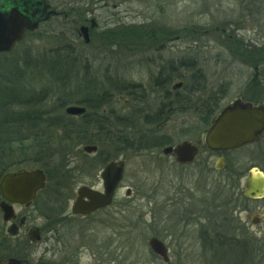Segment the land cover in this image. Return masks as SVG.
<instances>
[{
  "label": "rangeland",
  "instance_id": "1",
  "mask_svg": "<svg viewBox=\"0 0 264 264\" xmlns=\"http://www.w3.org/2000/svg\"><path fill=\"white\" fill-rule=\"evenodd\" d=\"M116 1L120 4L115 17L120 20L116 25H105L103 20L110 14L100 3L96 5L101 27L96 30L97 40L92 44L84 45V36L76 38L72 31L75 24L60 22V19H53L49 25L25 35L22 44L10 54L26 70L25 75H31L15 83L17 90L25 87L33 95L46 89L63 92L62 83L44 70L42 64L54 49L64 48L73 50V70L77 72L71 75L67 91L78 90V85L82 88L79 92L90 95L110 93V105L96 112L99 119L108 122L129 121L139 129H147L150 126L142 121L139 113H155L164 100L170 99L172 105L176 100L186 102L176 105H201L200 96L219 91L223 107L247 92L245 86L255 69L246 63L247 58L242 59L241 45L264 47V0H113L112 3ZM92 4L94 8L95 3ZM71 18L80 19L79 16ZM132 26L134 32L128 29L126 37L125 33L121 35L122 30ZM111 29L116 30L112 33ZM64 31L73 37L70 41L59 39ZM180 31L185 32L184 38L166 41L168 37L178 36ZM29 57V62L35 65L28 64L25 59ZM258 65L260 77L264 79V61ZM115 92H136L138 98L131 102L127 97H117ZM259 94L264 97V92ZM0 99L2 103L4 99ZM55 102L56 97L49 96L45 103L47 110L53 111ZM4 114L0 110V116ZM182 114H176L179 116L170 125H163L161 133L173 144L191 137L185 135V129L177 121ZM207 126L201 123L198 132H204ZM120 151L112 154L114 159L125 161V175L113 204L107 209L85 218L71 213L79 186L88 185L99 191L103 188L100 176L103 166L98 174L84 172L96 161L94 153L86 155L84 151L85 155L77 152L69 155L71 169L76 166L85 170L82 174L74 173L78 180L64 211L56 208L50 211L48 198L39 199V194L26 208L15 207L16 213L22 211L29 217L27 227L43 228L42 240L27 246V256L33 264H207L210 258L203 255L200 241L204 230L214 235L222 228L228 235L247 237L248 233L264 238V199L239 203L231 193V186L244 190L249 169L257 167L264 172L263 152L261 155V151L250 149L230 156L240 168L237 171L249 168L238 180L239 186H235L237 175L227 167L230 157L226 156L225 168L218 171L215 169L218 155L204 148L194 164L185 166L162 152L125 154ZM216 187L222 194L216 192ZM128 188L130 195L126 194ZM46 211L52 214L51 219L46 220L43 215ZM222 217L226 218L224 223ZM256 218L259 223L251 222ZM0 223L5 225L1 210ZM54 236L61 238V242ZM153 236L169 247L168 263L151 250L148 242ZM230 245L233 244L227 242L225 246ZM14 247L19 250L13 244L10 251ZM52 248L56 253L61 251L60 255L49 252ZM7 251L5 247L0 248L2 254Z\"/></svg>",
  "mask_w": 264,
  "mask_h": 264
},
{
  "label": "trees",
  "instance_id": "2",
  "mask_svg": "<svg viewBox=\"0 0 264 264\" xmlns=\"http://www.w3.org/2000/svg\"><path fill=\"white\" fill-rule=\"evenodd\" d=\"M30 33L32 32L27 33V35ZM21 44L19 43L18 46ZM57 50L54 49L55 52L49 54L51 57L43 62L42 67L50 72V75H55L57 78L55 79L62 83L63 92L46 89L38 95L29 94L27 90H24L25 87L17 90L15 83H21L26 76L30 77L31 75H25L26 70L16 63L15 57L10 55L12 52L0 53V98L2 101L4 99L0 103V110L5 112L4 115L0 116V177L4 173L17 170L22 166L23 168L26 166L43 168L47 175V184L39 192L38 198L42 200L48 198L51 206L50 211L53 208L58 209V211L65 210L73 187L78 180L77 174H74L76 171L80 174L87 171L98 174L102 166L115 158L112 153L119 151V149L125 154H142L155 151L160 153L163 147L173 144L167 136L161 133L163 124L160 121L150 123L146 120L144 123L148 124L150 128L139 129L129 121L122 123L119 121V124L118 121L108 122L99 118L93 120L94 118L90 115H95V112L100 111L104 105H110L111 94L108 92L99 94L97 92L90 95L89 92H79L82 88L78 85L76 86L79 88L78 90L67 91L66 87H69L68 84L72 80L71 75H74V72L77 73L75 69L73 70L71 57L73 50L69 49L68 51L64 48ZM241 51L240 54L244 55L242 59L247 58L246 63L255 69L249 84L245 86L247 92L243 96L247 100L260 104L264 102V97L259 94L264 92V79L260 77L261 72H259L258 64L264 61L262 60L264 47L247 46L244 48L241 45ZM25 60L29 62L31 58ZM28 64L30 66L35 65L30 62ZM218 92L199 97V104L207 107L203 110L204 115L214 116L222 108L223 96ZM115 93L117 97H127L131 102L137 101L138 98L136 92ZM24 96L26 99L22 98ZM49 96L56 97L53 111L47 110L45 107ZM174 103L186 104V102L177 100ZM71 104L85 106L87 113L81 117L67 116L64 113V108ZM20 107L22 109L16 111ZM205 124H208L206 119ZM85 144H93L99 147L98 152L94 154L96 161L94 164L90 163L86 171H84L85 168L77 169L76 166L71 169V165L68 163L69 155L73 152L85 155L82 149H79L81 145ZM250 149L261 151V155L262 152L264 153V134L259 143L225 153V155L230 157L233 153ZM228 164V171H233L237 175L234 180L235 186H239L238 180L245 175L249 168L242 169V172L237 171L240 168L232 157H230ZM231 187V193L237 197L239 203L241 200H248L244 197L243 191L238 189L239 187L237 189L234 186ZM219 191L221 192L218 188L216 192L219 194ZM235 206L237 208V205ZM43 215L46 220L52 218V214L47 211ZM217 219L218 217L215 220L217 221ZM225 219L222 217L223 223ZM247 235V237H240L236 234L228 235L222 228H218L214 235L207 230L202 231L200 235L201 250L203 255L210 258L207 260V264H264V238L251 236L248 233ZM227 242L233 245L226 247ZM245 244L251 251H246L248 247ZM229 257L234 260L233 263L229 261Z\"/></svg>",
  "mask_w": 264,
  "mask_h": 264
},
{
  "label": "water",
  "instance_id": "3",
  "mask_svg": "<svg viewBox=\"0 0 264 264\" xmlns=\"http://www.w3.org/2000/svg\"><path fill=\"white\" fill-rule=\"evenodd\" d=\"M39 26V18L36 13L21 11L17 7L7 10L0 5V53L10 52L15 45L21 41L26 31H34ZM87 27H82L85 42L90 38ZM176 84L174 88L179 87ZM213 119L209 130L205 134V144L209 151L224 152L241 149L247 145L260 142L264 133V104L246 100L238 97L229 102ZM69 115L80 116L86 112V108L79 105H69L65 109ZM83 151L95 153L96 145H84ZM165 155L175 153L179 163H191L198 153V147L189 141H182L176 146H167L163 149ZM126 163L124 160H113L105 165L101 172L103 191H99L88 185H82L77 190V196L72 205L74 215H90L99 209L109 206L125 174ZM226 161L219 157L215 167L224 169ZM47 176L42 168H21L16 171L7 172L0 179V192L3 200L0 208L3 212L4 221H11L16 217L14 207L11 203L29 205L36 198L37 193L44 189ZM244 196L250 199L264 198V172L257 167L249 169L245 178ZM127 195L131 189H127ZM24 219H22V222ZM259 223V218L251 221ZM8 233L15 236L18 226L12 224ZM32 242L41 239L40 229L34 228L29 232ZM149 246L154 253L159 255L165 263H168V248L164 241L158 237L149 239ZM0 264H30L27 260L17 258L0 259Z\"/></svg>",
  "mask_w": 264,
  "mask_h": 264
},
{
  "label": "flooded vegetation",
  "instance_id": "4",
  "mask_svg": "<svg viewBox=\"0 0 264 264\" xmlns=\"http://www.w3.org/2000/svg\"><path fill=\"white\" fill-rule=\"evenodd\" d=\"M93 2L95 3L94 8L91 7V5H93L92 4ZM112 2L113 0H58L57 2H55L54 0H0V5L1 7H6L7 10H10L12 7H17L23 12L27 10V12H29L30 15L32 13H36V15L39 18L38 28H41L44 25H49L53 19H57V20L60 19V22H62L61 20L65 22L70 21V23L72 22L73 24H75L73 25L72 31L73 33L76 34V38H79V35L83 36L81 29L82 27H87L88 29L86 32L90 38V42H85V40H83L82 43L84 45H89L95 42V40H97L96 38H94V34L96 30H98L99 27H101V20H99V17L96 16V10H97L96 5L98 3H100L101 7L110 14L106 17V19L103 20L105 22V25H116L119 23L120 19L119 18L115 19V17L117 15L116 10L118 9L120 4L118 3V1H116L117 3H112ZM72 16H74L75 18L79 16L80 19H76L75 21H73L74 18L72 19L71 18ZM70 18L71 20H69ZM114 30L116 29L113 30L111 29V32L114 33ZM184 33H185L184 31H180V34L178 36L168 37L166 38V41H172L173 38L182 39L184 38ZM121 35H123V30ZM70 38L73 37L68 36L65 33V31L62 32V36L59 37V39L64 41H70L69 40ZM168 94H170V92H168ZM171 102L172 101H170V99L166 101L164 100L163 104L158 108V110L155 113L149 115V114H145L143 111L139 113V115L141 116V118L143 119L142 121L144 122H146V120L149 121L150 123L154 121H160L162 122L163 125H167V124L170 125L175 120V118L179 116V115L176 116V114L183 113L182 114L183 117L180 118L181 120H177V121H179L183 129L186 130L185 135L187 134V136H191L186 140L192 142L198 147V153L195 159L191 161L192 163L185 164V165H192L195 163L194 161H196L199 158L200 154L203 152L201 150H203V148L205 149V145L203 141L204 135L207 129H209V126L211 125L214 116L209 114L204 115L203 110L207 107H204L203 105H172ZM90 116L94 118L93 120L99 117L97 113L95 115H90ZM100 117L102 118L103 115L101 114ZM205 119L207 120L208 123L207 128L205 129L204 132H202L200 129H199L200 131L198 132L197 130L198 127H200L201 123H205ZM208 152L213 155L215 154L218 155L217 157L219 156L221 157L222 155L221 152L220 153H215L210 151ZM170 156H174L175 158L174 153L170 154ZM1 201H2V197L0 195V202ZM13 206L14 208L27 207L25 205H20V204H14ZM108 207H105L103 209H107ZM22 219H24L23 222ZM28 221H29V217L25 213H22L21 211L20 213H16V217L11 221L9 222L4 221L5 224L4 226H2L0 223V248L5 247V249L9 251V252L7 251L6 254H2V252H0L1 259H8V258H17L20 260L26 259L30 262V264H33L28 259L27 246L34 244L29 239V232L31 231V229L35 228L36 226L32 225L27 227ZM13 223L18 226V233L15 236H11L8 233V228ZM39 228L41 230V233L43 234V228L42 227ZM54 238L55 240H59V242H61L60 240L61 238H56V236H54ZM41 240L42 237L40 241ZM40 241H38V243ZM13 244L14 246H18L19 250H17L16 247H14L13 250L10 251V248ZM167 248H168V253H170L168 246ZM49 252H52L53 254H57V255H60L61 253V251H58V253H56L57 252L56 249L53 248L52 250H49Z\"/></svg>",
  "mask_w": 264,
  "mask_h": 264
}]
</instances>
